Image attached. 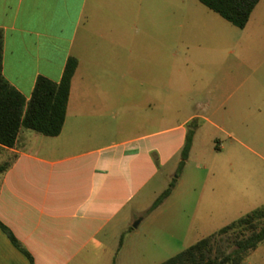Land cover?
<instances>
[{
	"label": "crops",
	"instance_id": "0c3cea01",
	"mask_svg": "<svg viewBox=\"0 0 264 264\" xmlns=\"http://www.w3.org/2000/svg\"><path fill=\"white\" fill-rule=\"evenodd\" d=\"M141 3L0 0L1 73L25 99L37 75L57 81L66 58H76L59 132L36 136L20 128L12 146L0 144L10 156L0 172V221L30 255L0 229V264H115L104 228L170 160L175 167L165 173L168 181L175 178L188 129L189 152L201 123L215 124L206 112L216 110V83L160 94L157 44L150 40L144 47L139 39L128 44V6L134 4L131 12L138 18ZM136 20L130 27H142ZM197 59L188 62H201ZM81 62L87 71L79 78L87 82L76 87ZM192 75H185L186 84L199 82ZM101 79L113 84L100 86ZM128 79L135 80L134 98H128ZM160 105L189 113L160 125ZM97 253L106 258L97 262Z\"/></svg>",
	"mask_w": 264,
	"mask_h": 264
},
{
	"label": "rangeland",
	"instance_id": "374dc122",
	"mask_svg": "<svg viewBox=\"0 0 264 264\" xmlns=\"http://www.w3.org/2000/svg\"><path fill=\"white\" fill-rule=\"evenodd\" d=\"M128 8V44L133 46L135 39L144 47L150 40L157 44L160 94L171 90L178 94V90L186 86L194 89L198 83L206 88L218 85L216 110L206 112L215 124L201 123L183 165L175 170V178L170 176L176 181L170 193L156 208H148L167 185L165 172L175 167L173 160L132 197L124 214H117L104 228L108 257L115 264H157L221 225L264 205V0L255 3L242 27L198 0H142L138 18L131 12L134 4ZM134 19L142 27H130ZM196 57L201 62H188ZM85 64L80 63L73 79L76 87L87 82L79 78L87 71ZM146 73L142 69V74ZM188 73L200 77L199 82L186 84ZM99 82L100 86L113 84L110 80ZM134 82L127 80L128 98H134ZM187 113L181 107L162 109L160 105V125ZM195 122L190 120L188 127ZM9 157L0 148V163ZM262 224L264 215L256 229ZM230 238L231 234L225 232L216 242L224 246ZM94 257L98 262L106 258V253ZM239 264H264V238L248 249Z\"/></svg>",
	"mask_w": 264,
	"mask_h": 264
},
{
	"label": "trees",
	"instance_id": "16d2710c",
	"mask_svg": "<svg viewBox=\"0 0 264 264\" xmlns=\"http://www.w3.org/2000/svg\"><path fill=\"white\" fill-rule=\"evenodd\" d=\"M231 24L242 27L258 0H198ZM2 31L0 29V144L12 146L18 130L27 128L44 135L59 132L64 118L70 77L76 66V58L68 56L57 81L37 75L27 99L14 88L1 73ZM191 142V130H187L179 150L177 171L187 156ZM154 161L156 158L154 157ZM8 161L0 163V172ZM175 179L157 194L149 205L155 207L171 190ZM264 215V205L255 207L242 216L221 225L207 235L198 238L186 247L157 264H239L248 249L254 248L264 238V224L256 229L257 221ZM0 229L8 239L29 259L30 255L14 237L10 229L0 221ZM229 232L226 245L216 242L219 235Z\"/></svg>",
	"mask_w": 264,
	"mask_h": 264
},
{
	"label": "water",
	"instance_id": "95a60500",
	"mask_svg": "<svg viewBox=\"0 0 264 264\" xmlns=\"http://www.w3.org/2000/svg\"><path fill=\"white\" fill-rule=\"evenodd\" d=\"M136 224V222H133L132 225L134 226Z\"/></svg>",
	"mask_w": 264,
	"mask_h": 264
}]
</instances>
